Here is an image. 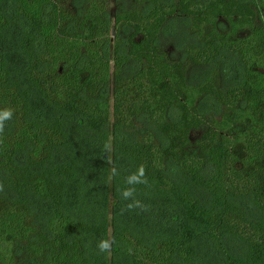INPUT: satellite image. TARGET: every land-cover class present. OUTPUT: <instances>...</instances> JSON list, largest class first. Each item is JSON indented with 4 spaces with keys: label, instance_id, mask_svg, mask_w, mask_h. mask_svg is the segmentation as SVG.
<instances>
[{
    "label": "trees",
    "instance_id": "trees-1",
    "mask_svg": "<svg viewBox=\"0 0 264 264\" xmlns=\"http://www.w3.org/2000/svg\"><path fill=\"white\" fill-rule=\"evenodd\" d=\"M6 109L0 264H264V0H0Z\"/></svg>",
    "mask_w": 264,
    "mask_h": 264
},
{
    "label": "rangeland",
    "instance_id": "rangeland-1",
    "mask_svg": "<svg viewBox=\"0 0 264 264\" xmlns=\"http://www.w3.org/2000/svg\"><path fill=\"white\" fill-rule=\"evenodd\" d=\"M183 26L184 29H187V25H181ZM188 30V29H187ZM130 35V31L128 30H124L123 31V39L126 40V38ZM163 49L166 53H168L170 55V57L173 59L175 58H180L182 55V48L175 45L173 43V34L172 35H167L165 37V40L163 42ZM198 194H202V191L198 190L197 191ZM246 205L249 207L251 212L255 213L254 208L251 206L250 202H247Z\"/></svg>",
    "mask_w": 264,
    "mask_h": 264
},
{
    "label": "clouds",
    "instance_id": "clouds-1",
    "mask_svg": "<svg viewBox=\"0 0 264 264\" xmlns=\"http://www.w3.org/2000/svg\"><path fill=\"white\" fill-rule=\"evenodd\" d=\"M11 116H12V111L10 109H6L3 111V113H0V135H2L4 131V121L10 119ZM141 175H143V170H141ZM99 247L101 251H106L109 249V244L108 242H103L99 245Z\"/></svg>",
    "mask_w": 264,
    "mask_h": 264
}]
</instances>
